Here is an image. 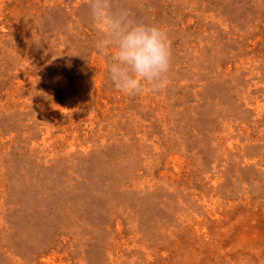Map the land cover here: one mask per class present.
<instances>
[{
  "label": "rangeland",
  "instance_id": "1",
  "mask_svg": "<svg viewBox=\"0 0 264 264\" xmlns=\"http://www.w3.org/2000/svg\"><path fill=\"white\" fill-rule=\"evenodd\" d=\"M115 2L161 90L114 88L86 0H0V264H264V0Z\"/></svg>",
  "mask_w": 264,
  "mask_h": 264
},
{
  "label": "clouds",
  "instance_id": "2",
  "mask_svg": "<svg viewBox=\"0 0 264 264\" xmlns=\"http://www.w3.org/2000/svg\"><path fill=\"white\" fill-rule=\"evenodd\" d=\"M86 4L99 34L94 47L109 59L107 71L114 88L128 96L142 94L146 87L164 88L172 55L167 30L134 19L115 0H86Z\"/></svg>",
  "mask_w": 264,
  "mask_h": 264
}]
</instances>
